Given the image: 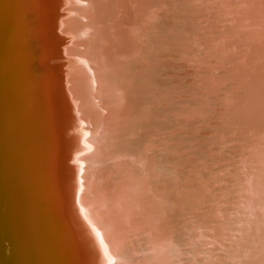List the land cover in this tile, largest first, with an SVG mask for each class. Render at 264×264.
<instances>
[{"label": "bare ground", "instance_id": "1", "mask_svg": "<svg viewBox=\"0 0 264 264\" xmlns=\"http://www.w3.org/2000/svg\"><path fill=\"white\" fill-rule=\"evenodd\" d=\"M29 62L25 195L0 99L4 264L45 227L75 264H264V0H0V79Z\"/></svg>", "mask_w": 264, "mask_h": 264}, {"label": "water", "instance_id": "2", "mask_svg": "<svg viewBox=\"0 0 264 264\" xmlns=\"http://www.w3.org/2000/svg\"><path fill=\"white\" fill-rule=\"evenodd\" d=\"M19 46H20V44H19ZM17 60H19V59L17 58ZM24 67L26 70H23L21 73L17 69V86H16L15 90H13L12 83H11L10 79H8L7 77L0 79V99H5L8 102V105L9 104L11 105L12 103L15 104L14 97H17V134H18V136H17V150L14 149V154L8 153V157H6L5 163L8 166V164L13 161L14 157H15V159H17V171L14 169L15 174H12V175H14V177H16L18 182H19L17 184V189H18L17 192L20 195L21 194L25 195L26 192L29 190L28 177L24 173L23 166H22L23 159L25 156V151H23L19 127H20V122L23 120L22 117H24V114L22 112V109L20 108L21 107L20 104H21V100H22L21 98H22L23 92L28 91L29 88L32 87V86H30L32 81L29 80V77H30L29 72L30 73L33 72V69L31 68L30 62L26 63V65ZM5 115H7V114L4 111V116ZM14 129L15 128H13V130ZM161 157L164 158L163 154H161ZM10 168L11 167L7 168L6 166H4L3 169L0 170L1 181H2V183H4V185L6 183V181H5L6 174L11 171ZM184 170H185V168H184ZM178 180H180L179 176L176 177V181H178ZM2 188H3V186H2ZM1 203L5 207H7L6 202L1 201ZM48 208H49L48 211L50 212V214L54 213L53 210L51 209V207H48ZM78 209L79 208H77V210ZM77 210H75L74 213L77 214V212H76ZM44 213H48L46 209H45ZM24 214L26 216H24L23 214H21V215L15 214L14 215V218L12 220H10V222H9V231L17 234V224H18L19 233L22 235V241H23V243H27L26 239L27 240L29 239V236L32 232L31 231L32 228H34V226H36V224H38L39 221H43L44 223H46V221L43 218H40V216L39 217L33 216V217H35V225L32 227L33 223L30 220V216H32V215H29V212L27 210H26V212H24ZM17 220L20 221V223H17ZM66 231L67 230L65 229L63 231L64 234L61 235L62 241L66 236V233H65ZM84 231L88 232L89 231L88 227ZM48 233H49V227H45L42 229V232H41L39 239L35 243H33L31 245V247L29 246V243L26 244L25 246L19 247L18 252L15 255V261H13V258H12L13 264H16L15 263L16 261H17V264H19L18 259L20 261L23 260L22 263H25V264H56L53 261L52 256H53V254H56V253L59 255L60 249L62 250V242H60L59 235L56 233V234H53V238L51 240L52 245H51L49 242ZM1 237H2V235L0 233V241L3 243V239ZM34 244H35V247H33ZM45 245H46V247H45ZM53 247H55L56 253H55ZM62 251L64 252L65 256H64L63 260L61 261V264H75L71 261L68 262L66 252L64 250H62ZM90 257H92V256H90ZM156 258H157V256H156ZM0 260H1V264H4L3 252L0 253ZM157 262H158V258H157ZM85 264H93V260L88 258V261L85 262Z\"/></svg>", "mask_w": 264, "mask_h": 264}]
</instances>
